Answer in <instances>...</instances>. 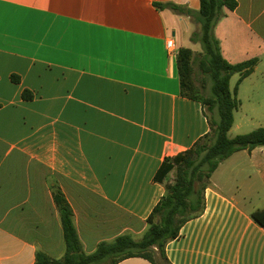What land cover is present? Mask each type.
Returning <instances> with one entry per match:
<instances>
[{
  "label": "crops",
  "instance_id": "1",
  "mask_svg": "<svg viewBox=\"0 0 264 264\" xmlns=\"http://www.w3.org/2000/svg\"><path fill=\"white\" fill-rule=\"evenodd\" d=\"M237 2L214 33L230 64H257L231 78L240 102L231 138L264 127V0ZM157 4L200 9V0H0V264L65 256L56 188L85 254L121 235L141 239L173 182L155 179L164 160L210 132L177 66L199 25ZM204 195V212L167 245L169 263L264 264V223L252 217L264 211V147L223 161Z\"/></svg>",
  "mask_w": 264,
  "mask_h": 264
},
{
  "label": "trees",
  "instance_id": "2",
  "mask_svg": "<svg viewBox=\"0 0 264 264\" xmlns=\"http://www.w3.org/2000/svg\"><path fill=\"white\" fill-rule=\"evenodd\" d=\"M237 6V0H200V9L194 12L174 4H157V8H169L189 16L199 25L200 31L192 34L191 42L200 43L202 52L197 56L189 48L181 49L177 55V66L181 94L203 105L210 132L193 148L164 160L155 179L164 183L173 175V182L166 185L165 195L148 217V228L141 239L121 235L113 242L101 243L94 253L85 254L74 225L72 208L61 190L56 188L53 198L63 226L66 253L60 260L39 253L35 264H119L135 257L145 258L153 264H170L166 247L179 238L186 223L204 212V194L220 164L239 151L264 147V127L234 138L229 136L234 113L240 107L230 89L231 78L239 74L238 83L242 82L257 64V59L230 64L223 57L220 41L215 36L216 25L227 11H234ZM196 64L200 75L211 83L209 94L197 82ZM24 98L30 100L32 95L25 93ZM252 217L260 224L264 223V211L253 213Z\"/></svg>",
  "mask_w": 264,
  "mask_h": 264
},
{
  "label": "rangeland",
  "instance_id": "3",
  "mask_svg": "<svg viewBox=\"0 0 264 264\" xmlns=\"http://www.w3.org/2000/svg\"><path fill=\"white\" fill-rule=\"evenodd\" d=\"M197 31L199 32L200 30L198 29ZM186 45H187L186 48H189V49L193 50L197 56L202 52V46H201L200 43L199 44H195V43H189L188 42ZM195 69H196L197 82L200 85L204 86L205 87V93L209 94L210 93V86H211L210 81L208 79L203 78L202 75H200V71L198 70L197 64L195 66ZM172 177H173V175H172ZM132 237H134L136 239H140V237H137V236H134V235Z\"/></svg>",
  "mask_w": 264,
  "mask_h": 264
},
{
  "label": "built area",
  "instance_id": "4",
  "mask_svg": "<svg viewBox=\"0 0 264 264\" xmlns=\"http://www.w3.org/2000/svg\"><path fill=\"white\" fill-rule=\"evenodd\" d=\"M166 49H167V52L172 56L177 54V47L173 39L167 40Z\"/></svg>",
  "mask_w": 264,
  "mask_h": 264
}]
</instances>
